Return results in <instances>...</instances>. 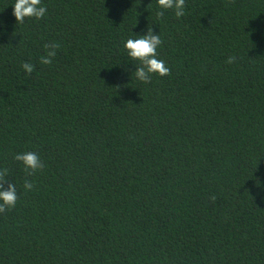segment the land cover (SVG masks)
<instances>
[{"label":"trees","instance_id":"16d2710c","mask_svg":"<svg viewBox=\"0 0 264 264\" xmlns=\"http://www.w3.org/2000/svg\"><path fill=\"white\" fill-rule=\"evenodd\" d=\"M12 3L0 170L18 199L0 264H264V0H185L180 18L156 0H42L22 23ZM148 26L170 72L143 83L123 44Z\"/></svg>","mask_w":264,"mask_h":264},{"label":"clouds","instance_id":"9594fccd","mask_svg":"<svg viewBox=\"0 0 264 264\" xmlns=\"http://www.w3.org/2000/svg\"><path fill=\"white\" fill-rule=\"evenodd\" d=\"M156 2L161 10L158 15L162 16L163 10L169 9L173 11L177 18L185 14V0H156ZM12 5L13 16L17 22L21 23L26 17L41 19L47 13V8L42 3V0H13ZM161 44L160 32L156 33L151 26H148L146 33H138L136 37H130L124 41L123 47L130 60L140 62L139 65L135 63V70L131 73V76L134 74L138 81L148 83L153 74L164 76L170 72V68L157 56V50ZM56 47L57 45H52L47 51V55L40 58L42 64L52 63V58L56 55ZM233 59V57H229L228 62L231 63ZM22 68L25 75H29L34 71V65L30 62H24ZM14 159L22 162L25 169L31 170L29 174L43 167L39 155L34 151L16 153ZM6 173V169L0 170V212L15 207L18 199L15 183L9 182L7 187L4 186ZM32 187V183L25 180L24 189L31 190Z\"/></svg>","mask_w":264,"mask_h":264}]
</instances>
